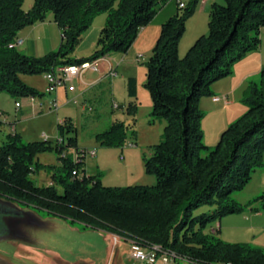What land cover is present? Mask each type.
<instances>
[{
    "label": "trees",
    "instance_id": "16d2710c",
    "mask_svg": "<svg viewBox=\"0 0 264 264\" xmlns=\"http://www.w3.org/2000/svg\"><path fill=\"white\" fill-rule=\"evenodd\" d=\"M0 0V91L11 97L44 96L26 84L22 74H46L67 64L92 62L113 53L126 54L141 29L168 0ZM199 0L162 23L160 34L146 61L145 87L152 100L150 122L165 119L162 139L145 160L146 171L156 177L153 185L106 186L101 174L82 169L87 149L77 146L75 124L70 117L58 123L59 145L50 140L25 143L11 131L0 145V199L57 216L84 229L116 234L147 248L159 246L175 259L193 264H264V249L248 243H228L205 231L210 222L253 207L264 195L241 206L234 194L243 191L258 169L264 170V67L259 80L250 83L243 99L246 111L221 133L217 143H205L201 127L202 96H213L211 86L233 73L234 65L261 47L264 0H224L214 3L209 31L200 35L184 57L179 43ZM108 14L97 49L90 57H73L75 47L94 17ZM62 31L60 47L43 56L29 55L16 46L22 29L43 21L49 14ZM129 97L137 96L135 77L127 79ZM130 107L133 104L130 103ZM134 108H136L134 106ZM74 132V133H73ZM127 135L124 122H114L98 134L105 146H122ZM75 148L76 157L62 156ZM56 150L61 163L53 183L38 185L33 173L42 165L37 156ZM79 170L81 176L73 175ZM56 185L63 189L59 192ZM202 206L212 209L199 214ZM258 210L257 208H253ZM14 212L0 206V226Z\"/></svg>",
    "mask_w": 264,
    "mask_h": 264
},
{
    "label": "rangeland",
    "instance_id": "374dc122",
    "mask_svg": "<svg viewBox=\"0 0 264 264\" xmlns=\"http://www.w3.org/2000/svg\"><path fill=\"white\" fill-rule=\"evenodd\" d=\"M33 1L25 0L23 8L25 10L30 9ZM169 1L172 3V6L178 5L177 0ZM217 3L223 4L224 0H217ZM162 5V3L158 5V11ZM107 16L108 14L104 12L94 17L90 26L83 33L81 41L75 47L72 54L73 57L80 58V56L90 57L93 55L97 49L98 37L105 25ZM207 23L209 24V22ZM35 24L37 27H31V25L30 27H25L22 37H28L31 43L37 47L38 52L43 51L44 47L51 49L50 51L57 50L61 45L62 31L54 20L53 14H49L45 20ZM191 31L192 24L188 23L187 25L186 23L184 38L185 36L188 38ZM208 31L209 25H207L206 34ZM43 38H45V45L43 44ZM261 39L262 43L259 53L262 52L261 54L264 56V29L261 32ZM18 49L24 51L21 46ZM45 54L42 52V55L39 56ZM113 54L110 55L108 63L114 64L113 66L117 70V75L111 77L110 74H107L98 86L91 87V83L97 79L99 71L93 69L87 71L81 86L82 88L91 87V91H88V94L84 97L77 92H72L67 97L64 87H60L63 89L60 91L59 88L60 92L58 91L57 101L61 105L58 110L45 109L43 112L27 111L28 115L24 117L21 109H24L29 102H32L30 98H13L7 92L0 91V145L13 130V126H15L17 133L20 134L21 139L25 143L50 140L55 144L56 138L59 136V120L64 119L65 116L71 117L75 124L77 146L80 149H87L88 152L91 150L97 151L95 156L87 153L85 157L82 169L86 170L87 175H97L100 173L102 182L106 186L125 187L155 184L156 177L153 174L147 173L145 160L151 157L154 146L162 139L167 121L161 118L150 122L152 100L149 90L145 87L146 61L148 57L146 58L144 53L141 54L137 47L129 50L127 55L121 53ZM182 55L181 57H184L185 54ZM247 55L236 64L243 61ZM123 56L124 59L121 60ZM235 65L232 75L235 73ZM236 75L237 80H239L241 73L237 71ZM129 77H135L137 81V96L135 98L128 96L127 79ZM21 78L26 84L40 92H45L48 88V80L45 74H22ZM258 80L259 76L254 79L251 78L248 81L242 90L241 96L237 99L236 104L231 110L230 108L226 109L223 103H219L217 109H215V112H219L217 115H210L208 113L212 109L208 104L211 96H202L200 98V102L206 103L205 106L201 107L199 102V108L204 114L201 120V127L204 133V140L208 141L211 146L215 145L216 121L228 116L230 120L227 126H224L227 128L228 125L241 117L246 107L243 101L245 92L251 82ZM74 83L76 84V80ZM211 90L213 91L212 86ZM54 98V95L51 94L35 97L37 101L44 99L46 105ZM74 99H77L80 105L67 103L68 100ZM85 99H88L90 103ZM17 102L21 104L20 108H17ZM85 103L91 106L93 110L83 112L82 105ZM130 103L133 104V107H130ZM240 112L241 114H239ZM116 121L124 122L127 127L124 143L122 146H105L98 139V134L106 131ZM43 135L47 136V138L43 137ZM131 144H134V146H131ZM75 151V148L65 150L67 155L71 154L73 157L75 156ZM37 160L44 167L40 171L33 173L32 176L36 180V183L38 185L52 184L53 174L61 167L58 153L56 150L40 153L37 156ZM263 184L264 175H262L261 182L257 180V177H254V181L250 185H247L243 191L234 194L235 200L239 205L245 206L252 199L264 195V188H261ZM56 187L59 192L63 191L60 185H56ZM3 203L9 205L16 213L6 214V217H4L6 228L0 226V264H54L51 253L46 251L49 247L55 248L53 246L54 243L58 245L56 247L59 249L61 247L59 243H63L64 249H67V256L72 261L83 257L84 251L91 247L97 249L101 261L106 257L108 252L106 243L110 245L111 242L107 232L93 228L84 229L82 225L75 224L74 226L82 232V235L68 234L67 232H63V227L57 226V223L55 226L52 225L54 220H59L57 216L46 215L32 208L12 204L0 199V206ZM262 204L263 199H259L253 207H246L241 213L224 216L225 236L222 240L228 243H248L264 249V245L259 244L264 241V230L259 226V219L252 222L250 219H246L244 215H241L250 211L264 212ZM253 208H257L258 210ZM210 209H212L210 206H202L195 211V214L209 211ZM29 216H39L42 219L45 218L46 221L43 219L44 221L41 225L33 224L29 220ZM1 219L3 220V218ZM218 222L219 220L210 222L205 231L210 233L212 231L211 227L216 226ZM216 236L219 237V234ZM251 241H256V243ZM124 246L128 247V245ZM171 261L174 262L172 264H193L181 259ZM98 263L101 262L98 260ZM125 263L133 264L129 260L125 261Z\"/></svg>",
    "mask_w": 264,
    "mask_h": 264
},
{
    "label": "crops",
    "instance_id": "0c3cea01",
    "mask_svg": "<svg viewBox=\"0 0 264 264\" xmlns=\"http://www.w3.org/2000/svg\"><path fill=\"white\" fill-rule=\"evenodd\" d=\"M182 1H184L185 3L188 2V0H182ZM214 3H217V0H208L206 2L199 0V3H198L196 10H195V13L193 14V16H191L190 20L187 22V25H188V23L192 24L191 34L188 36V38H186V36L184 38V36H183L181 38L180 43H179V55H180V57L183 56L182 54H186V52L188 51L190 46L195 42V40L200 35L206 34L207 25H208L207 22H209L208 20L210 19L211 8H212V5ZM177 11H178V5L177 4H176V6H174V5L172 6V3H170L169 0L166 3H164L162 5L161 9L158 11L157 15L155 16V18L147 26H145L141 29L137 39L135 40L134 44L131 47V49L133 47H137L139 52H141V54L144 53V55H146V58L149 57L152 53V49H153V47L157 41V38L160 34L162 23L164 21H166L169 17L174 15ZM31 27H37V26H36V24H34V25H31ZM22 34H23V29L20 31V33L18 35V39L21 40L22 43L17 45V48L19 46H21L22 49L25 51V53H27L29 55L39 56V55H42V52H43V54H45L51 50L49 48L44 47L43 51L38 52L37 47L31 43V40L28 37H22ZM43 40H44L43 44L45 45V38H43ZM259 52H260V49L258 51H254V52L249 53L243 61H241L240 63L235 65V68H234L235 73L232 76H230L228 78L227 77L223 78V79L215 82L212 85L214 95L211 96V98L209 99V102H208L209 106L212 107V109H210V111L208 112L210 115H217L219 113V112H215L216 111L215 109H217V105L219 103H223V105L226 107V109L230 108V110H231L233 108V106L236 104L237 99L241 96L242 90L245 88L248 81L251 78L254 79L255 77H258L260 75V71L264 67V56H262V54H261L262 52L261 53H259ZM127 54L128 53L123 54V55H127ZM77 58H79V57H77ZM106 58L109 59L110 55L106 56ZM121 58H122L121 60H123L124 56ZM109 65L110 64L107 61H104V60L100 61V68H99V72L97 75V79L94 80L93 83H91V87L98 86L103 81L104 77H106L108 74ZM237 71H239L241 73V77L239 80H237V75H236ZM85 77H86V75H85ZM85 77H84V79H85ZM83 81L76 80V85H77L76 86L77 87L76 92L78 94H80L82 97H84L86 94H88V91H91V87L88 88V86H87L85 88H82L81 84ZM62 89L63 88H60V91ZM64 89H65V93L68 97L71 94V92H69L66 89V87H64ZM62 92H64V91H62ZM57 96H58V94H57ZM215 96H220V100L215 101L214 100ZM85 100H87L88 103H90V101L88 99H85ZM205 105H206L205 102H203V101L200 102L201 107L205 106ZM35 109L36 108L33 105V103L29 102L24 107V109L23 108L21 109V112L23 113V116L26 117L28 115L27 111L38 112V111H36L37 109L36 110ZM245 111H246V107H245L244 112ZM83 112H85V111H83ZM239 114H241V112ZM65 117H67V116H65ZM229 120H230V118L228 116H226V118L219 119L218 121H216V124H215V127H216L215 128V130H216L215 134L216 135L213 134L215 137V141H214L215 143L214 144L217 143L221 133L226 128L224 126H227ZM60 121L61 120H59V122ZM12 131L17 132L15 126H13ZM205 142L209 146H211L208 141L205 140ZM262 175H264V170L258 169L254 173L252 181H254V177H257V180L259 182H261ZM252 181L248 185H250L252 183ZM263 186H264V184L261 185V188H264ZM241 215H244V217L246 219H250L252 222L256 219H259V226H261L264 230V212L250 211V212H245ZM43 219L45 220V218H43ZM43 219L40 218L39 216H29V220L33 224H37V225L43 224V221H44ZM224 220H225L224 218L219 220V222L217 223L216 226L211 227V229H215V228L219 229L218 234H219V237L221 239L225 236L224 235ZM56 223H57V226L63 227V229H64L63 232H67L68 234L70 233V234H75V235L76 234L82 235V232H80L77 227L69 224L64 219L59 218V220H54V222H52V225L55 226ZM108 235L111 239V242H110V245H108L106 243V245L108 246V247H106L108 252H107V255L103 261H101V259L99 258L97 249L94 247H91L90 249L87 248L84 251V256L79 257L76 261H72L71 259H69V257L67 256V253H66L67 249L66 248L64 249L63 243H59V245L61 246L60 249L57 248L56 246H58V245H55V243H54L53 246L55 248L49 247V248H47L46 251H49L51 253L52 258L54 259V262H53L54 264H126L125 261H127V260L132 261L133 264H149L147 262L138 261L132 256L131 250H130V246H131L132 241H130L129 239L120 237L116 234L108 233ZM254 238H256V237H254ZM251 242L256 243V241H251ZM259 244L264 245V241L259 243ZM124 245H128V247H125ZM98 260L101 263H98ZM172 263H174V262H172V261L163 262L162 260H158L155 264H172Z\"/></svg>",
    "mask_w": 264,
    "mask_h": 264
},
{
    "label": "built area",
    "instance_id": "2783aa9c",
    "mask_svg": "<svg viewBox=\"0 0 264 264\" xmlns=\"http://www.w3.org/2000/svg\"><path fill=\"white\" fill-rule=\"evenodd\" d=\"M203 2H206L208 0H201ZM178 6L183 8L185 7L186 3L182 0H177ZM21 40H17L14 44H11L10 47H17V45L21 44ZM108 61L106 57L100 58L97 60H92V62L89 63H79V64H67V65H61L56 67L53 71L48 72L45 74L46 79L48 80V88L45 91V94H51L54 95V99L50 101L48 105H46V101L39 100L37 101L35 97H29L30 100L33 102V105L37 109L38 112H43L45 109L49 110H58L60 108V104L57 101V94L60 87H66V89L69 92H76L77 87L74 83L75 80L83 81L84 77L89 70H96L99 71L100 68V61ZM108 74L111 75V77L117 75V70L114 68L113 64L109 65V71ZM215 101L220 100V96L214 97ZM68 104H75L80 105V103L77 101V99L74 100H68ZM17 108L21 107V104L17 102L16 104ZM83 111H92V107L88 106L86 103L82 105ZM62 122V120L60 121ZM43 137L47 138V136L43 135ZM59 145H62L66 142V138L63 137H57L56 138ZM131 146H134V144H131ZM89 153L91 156H95L97 151L91 150L90 152L86 151V155ZM62 156H66L65 150L63 151ZM76 160L78 159L77 154L75 155ZM73 175L81 176V172L79 170H74ZM211 232H215V229H212ZM131 254L132 256L142 262H147L149 264H155L158 260H162L163 262H169L171 260H176L175 255L172 252L163 251L161 247L154 246L153 248H147L139 243L131 242L130 246Z\"/></svg>",
    "mask_w": 264,
    "mask_h": 264
},
{
    "label": "bare ground",
    "instance_id": "6f19581e",
    "mask_svg": "<svg viewBox=\"0 0 264 264\" xmlns=\"http://www.w3.org/2000/svg\"><path fill=\"white\" fill-rule=\"evenodd\" d=\"M84 63H89V62H84Z\"/></svg>",
    "mask_w": 264,
    "mask_h": 264
}]
</instances>
